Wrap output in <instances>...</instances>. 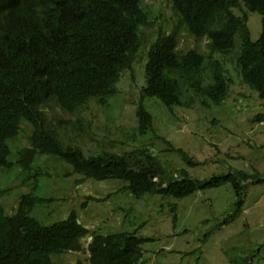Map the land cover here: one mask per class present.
<instances>
[{"label": "trees", "instance_id": "16d2710c", "mask_svg": "<svg viewBox=\"0 0 264 264\" xmlns=\"http://www.w3.org/2000/svg\"><path fill=\"white\" fill-rule=\"evenodd\" d=\"M143 1L0 0V172L7 175L11 168L9 143L26 123L31 127L28 152L57 158L70 166L72 174L97 182L122 181V191L135 199L146 194L182 199L197 191L229 185L237 198L238 212L246 190L242 184H264L258 171L234 170L198 180L183 168L165 175L148 155L139 156L140 150L83 156L76 146L64 147L57 136V126L68 123L45 115L51 103L70 114L91 99L106 107V99L116 94L122 74L131 71L146 43L143 29L156 19L142 7ZM173 2L184 29L196 41L206 42L208 55L204 58L195 50L179 53L176 31L165 34L158 29L146 51V83L135 110L139 137L153 131L143 98L161 101L170 112L173 107L192 109L196 99L206 107L203 100L214 106L223 103L231 84L215 55L228 57L237 50L234 58L241 83L264 102V0ZM247 13L260 18V32L254 41L247 27ZM186 90L196 97H184ZM256 120L262 122L263 115H257ZM76 122L72 127L79 133L82 126ZM176 152L187 166L195 165L185 153ZM30 158L28 155L19 162L26 172L24 180L33 179L30 191L20 195L13 214H6L0 206V264H55L53 257L79 251V240L88 234L74 211L47 226L31 216L37 205L49 201L36 195L42 174L38 179L31 177L28 168L34 163L30 165ZM3 194L0 192V197ZM145 241L125 231L92 234L88 263L139 264Z\"/></svg>", "mask_w": 264, "mask_h": 264}, {"label": "rangeland", "instance_id": "374dc122", "mask_svg": "<svg viewBox=\"0 0 264 264\" xmlns=\"http://www.w3.org/2000/svg\"><path fill=\"white\" fill-rule=\"evenodd\" d=\"M145 8L156 19L143 29L146 43L131 71L122 74L116 94L106 99V107L91 99L72 114L59 110L54 103L45 112L50 119L68 123L56 128L62 145L76 146L83 156L124 155L140 150L138 155H148L165 175L183 168L192 179L203 180L228 171L254 169L264 178V102L241 83L234 58L237 50L228 57L215 55L231 84L221 105L203 100L206 107L196 99L192 109L173 107L170 112L161 101L143 98L142 105L152 117L153 131L139 137L135 110L145 86L147 48L158 29L167 34L177 24L170 0H150ZM248 17L250 38L254 41L260 32V18L256 13ZM176 39L179 53L195 50L204 58L208 55L205 41H196L180 28ZM184 95L187 99L194 96L189 90ZM259 114L263 115L262 122L256 120ZM76 121L82 126L79 133L72 127ZM30 134L31 127L22 123L16 138L9 143L12 166L7 175L0 172V192H4L0 206L6 214H13L20 195L31 189L33 179L24 180L26 172L19 164L29 155L30 165L34 163L33 168H28L31 177L38 179V174H42L36 195L49 201L37 205L31 216L44 226L63 220L74 211L79 223L94 236L135 233L146 240L141 246L139 264H264V184H242L246 190L238 212L237 198L229 185L197 191L182 199L147 194L135 199L122 191V181L85 179L81 174H72L70 166L55 157L30 154ZM177 150L195 165L187 166ZM89 240L81 239L79 251L62 253L52 262L89 264Z\"/></svg>", "mask_w": 264, "mask_h": 264}, {"label": "clouds", "instance_id": "9594fccd", "mask_svg": "<svg viewBox=\"0 0 264 264\" xmlns=\"http://www.w3.org/2000/svg\"><path fill=\"white\" fill-rule=\"evenodd\" d=\"M148 1H150V0H144L142 3H141V5H142V7H146V3L148 2ZM170 3H171V10H172V12H173V15H174V17L177 19L176 20V26L172 29V31L171 32H169V33H167V34H170V33H172L173 31H176V33L178 34V28H180L181 30H182V32H186V30L184 29V27H183V24H184V22L182 21V16L180 15V13L177 11V9L175 8V5H174V2H173V0H170ZM146 9V8H145ZM234 13L235 14H237V15H241V13L240 12H238V11H234ZM248 14H249V16H250V13H247L246 14V20H247V27H248V20H249V17H248ZM260 22V21H259ZM248 30H249V28H248ZM187 34H188V32H186ZM166 34V33H165ZM249 35H250V33H249ZM145 65V64H144ZM145 83H146V81H145ZM111 98V97H110ZM57 107H58V105L56 104V103H54ZM60 110V109H59ZM84 177V176H83ZM85 179H87V178H85ZM86 229V228H85ZM88 230V229H87ZM85 237H87L88 239H90L89 240V242H88V244L90 243V241H91V237H92V234H90V232L88 231V234L85 236ZM84 237V238H85ZM83 239V238H82ZM81 240V239H80ZM80 240H79V244H80ZM88 244H87V246H88Z\"/></svg>", "mask_w": 264, "mask_h": 264}]
</instances>
